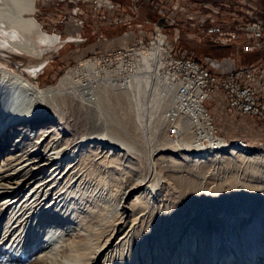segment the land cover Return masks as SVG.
<instances>
[{
    "label": "bare ground",
    "instance_id": "1",
    "mask_svg": "<svg viewBox=\"0 0 264 264\" xmlns=\"http://www.w3.org/2000/svg\"><path fill=\"white\" fill-rule=\"evenodd\" d=\"M36 10V0H0V47L41 59L48 47H55L60 42L58 35L43 31L41 23L33 16ZM161 41L159 39L151 49L137 53L140 59L136 71L132 75L129 72L130 78L123 80L119 79L117 72L104 71L97 61L92 60L69 69L56 84L47 87L36 85L24 73L6 66L0 67V102L5 99V103H19L15 104L16 108L10 114L8 112V115L0 117V154L8 147L15 149L8 154V161L0 165V264H125V250L134 232L133 225L145 221L146 215L158 204V199L155 200L158 196H155H161L162 178L155 171L158 162L176 161V157L160 154L155 160L153 156L159 155V152L152 150L148 158V171L133 174L131 186L124 187L125 190L120 192L116 207L119 211L122 208V211L101 247L99 239L98 243H93L94 238L89 237L81 240L84 244L76 239L78 235H84L78 207L84 203L86 206L88 200L87 193L81 194L84 193L81 190L90 187L87 169L92 166L118 164L126 168L132 158L144 156L136 153V157L130 158L131 153H135L133 133L144 139L147 148L153 146L154 139L151 134L148 135L144 118L147 109L143 106L145 102H142L141 95L155 96L162 83L168 85L173 94L166 93L168 97L170 95L172 105L166 118L170 120V128L179 129L177 137L170 133L168 135L179 140L184 135L181 129L188 130L190 125L194 136L190 145L186 146L188 155L176 152L179 148L174 146L175 153L186 159L196 158L194 161L198 163L230 158L264 164V151L226 150L227 146L219 141L221 139L211 133L205 111L202 113L205 120L201 124V132H194L195 123L189 119L186 105L175 93L177 86L172 84L169 74L163 70L165 63ZM108 101H114L115 109L121 111L120 117L125 127L132 128L130 136L125 135V138L116 134L118 140L108 135H94V132L84 136L78 128L83 113L92 115L90 111H96ZM67 105L71 106L69 110L77 118V123L73 125L67 119ZM166 118L156 119L153 135L162 134V124ZM203 139H208V145L211 144L208 151L201 147L204 146ZM117 151L118 154L115 153ZM140 187L143 190L137 192L129 204H124L130 194ZM98 207L99 204L83 212L93 215ZM68 219L75 220L76 226H71ZM114 241H117L115 246L101 260L100 252L108 249ZM183 242L181 247L187 244V240ZM97 248L99 250L94 251ZM90 249L93 252H88ZM255 249L251 254L254 253L258 259L241 257L234 264H264V242H261V248L256 246ZM134 259L130 253L129 264H138ZM230 260L225 264H230Z\"/></svg>",
    "mask_w": 264,
    "mask_h": 264
},
{
    "label": "rangeland",
    "instance_id": "2",
    "mask_svg": "<svg viewBox=\"0 0 264 264\" xmlns=\"http://www.w3.org/2000/svg\"><path fill=\"white\" fill-rule=\"evenodd\" d=\"M75 1L36 0L37 10L33 16L41 23L44 32L61 37L60 42L55 47H48L41 59L0 47V67L6 66L15 72L26 74L40 87L56 84L69 69L78 67L87 60L97 61L98 66L104 71L117 72L121 80L130 78L129 76L136 71L139 63L140 56L137 53L151 49L149 44L145 47V45L134 46V43L140 36H143L146 42L148 41L149 38L146 36L154 29L152 23L159 20L161 10L165 11L168 8L167 1L154 0L153 5L146 3L140 13H132V25L121 23L116 27L98 26L91 8ZM113 1L122 4L128 10L132 2V0ZM260 1L262 0H249L262 8L261 15L264 18V7L260 5ZM78 8L85 10V13L80 14ZM82 18L85 21L83 25L80 24ZM180 28L182 38L177 46L178 52L188 53L204 62L208 61V64L212 60L213 67L219 70L236 66V63L227 65L221 63L223 59L231 56L228 49L214 46L213 42L199 30L193 33L190 25L185 27L180 25ZM141 29L145 31L140 32ZM166 32L172 35L173 27L166 28ZM132 47L135 48L133 54L126 55L125 58L113 54L119 48ZM121 59L125 64L132 62L131 70L126 69L120 62ZM122 73L124 75L128 73V75L124 77ZM167 91L171 96L173 95L168 85L162 83L155 96L147 95V97L143 93L141 95L142 102H145L143 106L147 109L144 111V118L149 131L148 135L153 136L154 142L151 148H147L144 139L134 136L133 131L135 143L132 145L135 153H131L130 158L140 153L144 156L140 155L138 159L132 158V162L126 168L111 164L109 166H89L91 168L87 169L90 176V187L82 188L81 192L84 193H78L80 195L86 192L88 199L86 206L84 203L78 207L81 217L80 227L83 228L84 235H81L82 237L78 235L77 241L84 244L81 240L91 237L96 240H93V243H98L99 239L100 247L104 244L112 225L119 218V212L122 211V208L119 211L116 207L117 200L121 193L131 186L134 175L148 171V158L151 157L152 150H156L159 155L153 156V159L157 160L160 154H164L173 155L176 161L169 160L159 164V160V166L157 165L155 171L158 177L162 178L161 196L159 194L155 196H158L155 199H158V204L151 213L146 215L145 221L131 226L134 232L125 250L124 263H130L128 260L130 253L138 264H225V261H229L230 258L232 260L229 263L234 264L241 257L256 258L251 251H255L256 246L261 248V242H264V191H262L264 190V164H252L246 160L230 158H217L206 163H198L194 161L196 158L186 159L175 153L174 146L179 148L176 152L188 155L186 146L190 145L194 136L190 125L188 130L181 129L184 135L182 134L179 140H174L168 135L171 123L166 115L170 114L169 110L172 105H170V95L169 98L166 94ZM164 93L166 97H163ZM15 104L19 105L14 101L9 103H5V99L1 101L0 117L10 114L16 108ZM207 105L216 130V137L227 146L226 150L237 148L253 153L264 151V132L252 119L232 115L221 99L218 101L217 98H212ZM114 106V101H108L102 103L96 111H90L93 112L92 115L83 113L81 124L78 126L81 133L86 136L94 132V135H108L117 140L119 138L116 134H120L119 137L130 136L132 128L125 127L120 117L121 111L119 108L115 109ZM69 108L71 106L67 105V119L73 125L77 118L72 115V110ZM158 117L166 119L162 124V134L155 136L153 135L154 124ZM208 143L207 140L204 141L202 149L208 151L211 147ZM14 151L15 149L12 150L11 147L4 150L0 154V165L8 161V154ZM115 153L118 154V151ZM181 163H184L183 166ZM131 169L132 172H130ZM93 189L94 194H92ZM140 190L143 189L141 187L135 189L124 204H129ZM97 204L100 207L93 215L83 212L88 207L94 208ZM71 215L73 216V213ZM67 221H71V226H76L75 220L68 219ZM184 240H187V244L181 247ZM116 242H112L108 249L100 252L102 253L101 260ZM251 247H254L253 250H250ZM97 250L99 248L94 251ZM88 252H93V250L90 249Z\"/></svg>",
    "mask_w": 264,
    "mask_h": 264
},
{
    "label": "built area",
    "instance_id": "3",
    "mask_svg": "<svg viewBox=\"0 0 264 264\" xmlns=\"http://www.w3.org/2000/svg\"><path fill=\"white\" fill-rule=\"evenodd\" d=\"M168 8L160 11V18L154 21L153 31L146 38L140 36L134 46H154L162 39L164 68L175 93L187 107L189 119L195 123V133L201 132L205 111L211 125V133L216 136L213 120L207 103L212 98L225 102L232 115L252 119L264 132V18L262 8L249 0H166ZM91 8L98 26L116 27L121 23L132 25V13H140L146 3L154 0H132L129 10L113 0H76ZM80 14L85 10L78 8ZM81 18V17H80ZM84 19L80 24H84ZM180 25H190L193 33L199 30L213 45L228 49L231 56L223 59V65L236 63L230 69H215L211 60L204 62L188 53L178 52L182 38ZM141 26V25H140ZM173 27L172 35L166 28ZM143 28V27H141ZM145 31L141 29L140 32ZM193 36V35H192ZM132 48H119L113 54L125 58L133 54ZM129 52V53H128ZM131 70V63L125 64ZM128 65V66H127ZM210 65V66H209ZM216 70V71H215ZM184 111V110H183ZM172 136L179 133L178 127L170 128ZM208 139H203L204 141ZM209 142V141H208Z\"/></svg>",
    "mask_w": 264,
    "mask_h": 264
},
{
    "label": "crops",
    "instance_id": "4",
    "mask_svg": "<svg viewBox=\"0 0 264 264\" xmlns=\"http://www.w3.org/2000/svg\"><path fill=\"white\" fill-rule=\"evenodd\" d=\"M260 5L264 7V0L260 1Z\"/></svg>",
    "mask_w": 264,
    "mask_h": 264
}]
</instances>
